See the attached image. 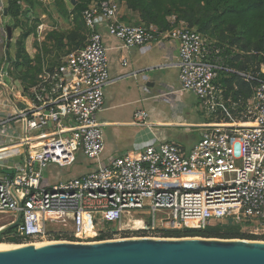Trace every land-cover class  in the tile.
<instances>
[{
	"label": "built area",
	"instance_id": "1",
	"mask_svg": "<svg viewBox=\"0 0 264 264\" xmlns=\"http://www.w3.org/2000/svg\"><path fill=\"white\" fill-rule=\"evenodd\" d=\"M97 17L125 48L164 38L177 42L180 88L197 96L208 117L190 148L157 142L98 162L104 138L96 114L110 78ZM82 20L88 30L84 46L53 66L45 64L32 84L13 73L9 59L0 63V128L10 124L19 131L0 145V150L18 148L14 161L0 163V211L11 214L3 219L11 223L20 213L10 236L31 243L49 238L59 225L73 242L102 241L98 237L107 236L112 225L117 233L203 230L227 220L263 228L264 79L258 72L235 69L230 65L234 49L227 53V45L187 22L160 30L122 21L116 0L91 2ZM222 74L254 81L251 96L238 101L226 96ZM146 116L144 110L134 113L143 125ZM78 152L96 160V169L51 185L43 182L45 168L69 165ZM129 216L143 220L145 228L123 229Z\"/></svg>",
	"mask_w": 264,
	"mask_h": 264
},
{
	"label": "crops",
	"instance_id": "2",
	"mask_svg": "<svg viewBox=\"0 0 264 264\" xmlns=\"http://www.w3.org/2000/svg\"><path fill=\"white\" fill-rule=\"evenodd\" d=\"M19 3L22 5L26 2L19 0ZM6 6L7 0H0V63L4 58L9 59L1 27L5 18L12 19L5 10ZM67 6L70 9L72 7ZM119 14L122 21L134 24L132 21L136 16L122 4H119ZM74 28L72 20L70 30ZM96 30L101 33L107 49L110 78L109 84L104 88L103 109L96 114L102 125L104 138V149L98 162L105 164L117 155L142 150L157 142H173L190 148L199 139L200 125L208 121V117L197 96L180 88L177 42L164 38L143 46L125 48L119 39L107 32L106 21L101 17L96 18ZM87 33V28L83 27L80 35H76V40L69 41V46L83 47L81 45L85 44ZM69 46L66 45V48ZM56 56V53L53 54L45 64L53 66L57 61ZM123 60L126 65H123ZM138 109L146 111L145 121L148 126L136 121L134 113ZM0 151H12L11 154L0 157L1 161L12 157L18 148ZM77 160H83L88 165L77 176L93 171L98 166L96 160L86 158L81 152L77 153L74 162ZM73 163L55 165L67 167Z\"/></svg>",
	"mask_w": 264,
	"mask_h": 264
},
{
	"label": "trees",
	"instance_id": "3",
	"mask_svg": "<svg viewBox=\"0 0 264 264\" xmlns=\"http://www.w3.org/2000/svg\"><path fill=\"white\" fill-rule=\"evenodd\" d=\"M31 1V0H24ZM72 5V20L75 28L68 32L50 31L47 33L49 40L56 51L64 49L67 54L80 47L69 46L70 40H76V35L85 27L82 20L83 9L91 2L97 0H76ZM127 10L131 11L136 19L134 24L155 25L160 30H167L179 21H185L188 25L202 34L216 39L220 44L227 45V53L234 57L230 65L241 71H257L258 77L264 79V0H116ZM7 14L14 20L11 28L14 29L19 22L18 15L21 10L19 0H7L5 8ZM171 17L175 20L171 21ZM28 33L23 35L27 36ZM66 40V42H64ZM66 45L69 47L66 48ZM84 46V45H81ZM66 48V49H65ZM57 54V53H56ZM57 57V56H56ZM59 57V56H58ZM30 58L25 53L19 40L13 58H10L11 68L16 76L22 78L28 84L35 80L36 73L30 65ZM222 83L226 87L225 95L230 96L234 101L245 100L253 92L254 81H246L237 74H222ZM224 223L207 226L203 230H167L166 236H200L226 238L220 233ZM229 226V225H228ZM14 229L4 234V239L11 242H18V239L10 235ZM238 235H242L239 233ZM243 236V235H242ZM254 238L253 235H248ZM59 236L56 235V239ZM248 238V237H247ZM98 239H105L100 235Z\"/></svg>",
	"mask_w": 264,
	"mask_h": 264
},
{
	"label": "water",
	"instance_id": "4",
	"mask_svg": "<svg viewBox=\"0 0 264 264\" xmlns=\"http://www.w3.org/2000/svg\"><path fill=\"white\" fill-rule=\"evenodd\" d=\"M73 5L76 0H70ZM8 38L12 29L6 26ZM9 57V52H7ZM16 219L0 227V240ZM0 264H264V240L218 237H134L0 246Z\"/></svg>",
	"mask_w": 264,
	"mask_h": 264
},
{
	"label": "rangeland",
	"instance_id": "5",
	"mask_svg": "<svg viewBox=\"0 0 264 264\" xmlns=\"http://www.w3.org/2000/svg\"><path fill=\"white\" fill-rule=\"evenodd\" d=\"M21 5V10L18 15L19 22L17 23L16 27L12 29L11 38H8L6 33V27L14 24L13 19H4L1 27L4 32V43H6V47H8L9 57L13 58L16 50V44L18 41H21L22 47L25 50V53L30 58V65L33 69V72L41 71V68L46 63L47 59L51 57L53 54L57 53L56 60H59L60 57L64 56L65 51L64 49L56 51V48L52 47V40H49L47 33L50 31H57V32H68L70 31V27L72 26V14L68 6H72V3L69 0H31L29 2ZM182 21V20H181ZM185 22V21H184ZM7 24V25H6ZM40 27V28H39ZM2 32V33H3ZM26 33L27 36L24 37ZM84 39V35H82ZM59 54V55H58ZM59 56V57H58ZM264 68L263 65H261ZM35 72V73H36ZM36 73V74H37ZM231 98V97H230ZM232 99V98H231ZM233 100V99H232ZM231 102L227 104L230 107ZM17 123V122H16ZM0 132L4 135H0V145L4 143L10 142L12 139L10 135H17L19 134L18 129L15 125H5L4 127L0 128ZM9 135V136H8ZM12 151L8 152H1L0 157L4 155L11 154ZM16 157L12 158H3L0 163H8L14 161ZM85 161H76L72 165L67 167H59L55 164H50L47 168L43 170V177L45 184H53L59 179H64L67 177H73L79 175L81 171L86 170L88 167ZM136 216H139L138 211H134ZM10 214L8 211H0V227L6 224L8 219H3ZM11 218V214L8 216ZM138 224L132 226L133 228L139 227L141 224H145L143 220L138 219ZM224 226L221 228L220 233L224 236H228L226 238H240V239H251V240H264V227L260 229H256L254 226L249 225V223H237L231 220H227L223 222ZM229 225V226H228ZM115 227L117 225L111 226V231L106 238L103 240H115V239H122V238H134V237H152V238H159V237H174V236H166L165 232H144V233H134L132 231L122 232L119 233L115 232ZM108 228V227H107ZM52 233L47 239L42 240H18V242H11L4 237L0 240V243L3 244H36L39 242H55V241H71L68 235V232L65 231L66 228L62 225L56 226L55 228H51ZM88 235L93 236L95 232L88 228ZM241 233L242 235H238ZM58 235L59 238L56 239L55 236ZM248 235H253L254 238H250ZM55 237V238H54ZM187 237V236H183ZM248 237V238H247ZM97 239V238H96ZM94 238L88 239L85 242H95L99 241Z\"/></svg>",
	"mask_w": 264,
	"mask_h": 264
},
{
	"label": "bare ground",
	"instance_id": "6",
	"mask_svg": "<svg viewBox=\"0 0 264 264\" xmlns=\"http://www.w3.org/2000/svg\"><path fill=\"white\" fill-rule=\"evenodd\" d=\"M186 178H190V176H186ZM136 224H138V221H137V218L136 217H132V216H129L127 220H125L123 222V229H132V230H136V229H140V228H145V224H141L139 227L137 228H133L132 226H135ZM87 232H88V229H87ZM88 235V233H87ZM47 243H52V242H39V243H36V244H33V245H42V244H47ZM20 245H28V244H3V243H0V246H20Z\"/></svg>",
	"mask_w": 264,
	"mask_h": 264
}]
</instances>
